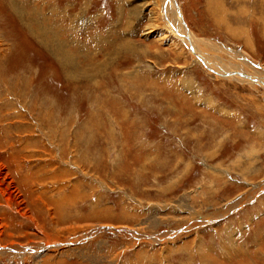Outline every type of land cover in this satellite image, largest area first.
<instances>
[{"label": "rangeland", "instance_id": "1", "mask_svg": "<svg viewBox=\"0 0 264 264\" xmlns=\"http://www.w3.org/2000/svg\"><path fill=\"white\" fill-rule=\"evenodd\" d=\"M207 1H175L207 57L264 74L250 0ZM156 2L0 0V264H264V85Z\"/></svg>", "mask_w": 264, "mask_h": 264}, {"label": "bare ground", "instance_id": "2", "mask_svg": "<svg viewBox=\"0 0 264 264\" xmlns=\"http://www.w3.org/2000/svg\"><path fill=\"white\" fill-rule=\"evenodd\" d=\"M175 1H177V0H158V3L156 2V4H157V14L156 15H158L157 18L159 19L160 22H163V24L161 23L162 26H163V29H162L163 33L162 34L166 35L167 39L169 38L168 40L171 42V44H173V43L175 44V43L178 42V40L175 37L180 38L184 45H186L187 47H192L190 49L198 57V60H199L200 63L206 65L207 68H209L210 70L215 71L216 73H219L223 77L237 79L239 81H243V82L248 83L250 85H255L256 82L264 85V74L260 73V72H258L256 70L250 69L243 62L239 61V65H237V66H231L230 65L231 66L230 68H224L223 66L220 67V66L214 65L212 63V61L209 59V57H207L209 55L208 54L206 55L205 51H206V48L213 50L215 53L217 51L219 52V50L209 40L200 39V38L196 37L191 32V30L189 29V27L185 23V21L183 19V16H182V19H181V16H180V13L178 11V7H177ZM212 1L213 0H210V1L208 0L207 4L211 5ZM254 1L255 0H250L249 1L250 3H252V7H253L251 9V11L249 10V13L250 12L253 13V15H254L253 18L256 20V22H257L256 24H258L257 26H259L260 30L263 31V33H264V15H263L264 14V12H263L264 11V4H263L264 1H263V3H260L261 7L259 9H257L259 4L255 5L256 2H254ZM12 7L11 8H12V10L14 12H17L18 14L20 13V14L23 15V12L18 8L19 6L16 7L15 4H14V6L12 5ZM55 11H56V9H55ZM152 11L150 10V13L154 14L155 10H152ZM255 11H258V12L255 13ZM64 12L65 11L63 10V13ZM245 13H248V11L245 12ZM256 16H258V18ZM76 18H78V17H75V18L72 19L71 22H68L69 23L68 31H71L72 28L77 27V26H75ZM28 25H30V23ZM42 30H44V27H43V29L41 28V30H39L40 33L42 32ZM168 31H172L176 35L175 34H174L175 36L173 34L170 35ZM41 35H43V33ZM47 38L48 37L45 35L44 39L47 40V42H49L48 46H46V47L51 48V50L53 52V55L56 57V59H57V61L59 62L60 65H63L64 68H66L67 70H68V67H69V74L70 75H67V77L68 76L69 77L70 76L71 77L79 76V72H78L79 70L76 68V64L73 61V59H75V58H73L70 53H68V54L65 53L64 48H63L64 46H63L62 43H57V40H55L54 38H51L49 40ZM45 40H44V42H45ZM187 43H189L190 46H188ZM48 48H46V49H48ZM240 56H242L241 53H240ZM232 59H234V58H232Z\"/></svg>", "mask_w": 264, "mask_h": 264}]
</instances>
